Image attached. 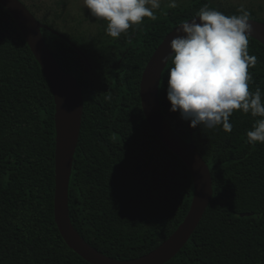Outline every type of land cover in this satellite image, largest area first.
Returning <instances> with one entry per match:
<instances>
[{
  "label": "trees",
  "instance_id": "16d2710c",
  "mask_svg": "<svg viewBox=\"0 0 264 264\" xmlns=\"http://www.w3.org/2000/svg\"><path fill=\"white\" fill-rule=\"evenodd\" d=\"M207 5L225 15L241 6L192 0L182 8L154 11L118 38L106 25L94 35L59 31L47 17L42 29L57 63L83 93V117L68 189L73 227L103 254L127 260L157 247L190 209L193 183L184 162L153 134L143 115L139 82L156 46L173 27ZM264 18L260 4L244 7ZM264 22V21H262ZM77 47L74 49L67 41ZM249 91L264 99V46L249 37ZM158 88L164 118L192 142L212 177L213 196L179 252L164 264H264V143L246 132L255 120L234 110L232 130L188 127L166 99L167 72ZM111 94V100L105 96ZM54 101L43 72L11 14L0 5V264H89L60 236L53 214ZM242 213L250 215L241 216Z\"/></svg>",
  "mask_w": 264,
  "mask_h": 264
},
{
  "label": "clouds",
  "instance_id": "9594fccd",
  "mask_svg": "<svg viewBox=\"0 0 264 264\" xmlns=\"http://www.w3.org/2000/svg\"><path fill=\"white\" fill-rule=\"evenodd\" d=\"M91 16L107 21L106 34L118 38L133 25L147 17L156 20L154 10L160 0H83ZM168 6L175 8L176 0ZM239 15H225L221 11L201 7L196 15L181 22L168 42L169 52L162 62L171 60L167 72L166 99L170 111L178 112L190 127L208 129L222 125L232 130L229 121L234 110H240L255 120L246 132L253 146L264 143V99L259 87L249 91L252 77L249 67L256 64V56L249 55V36L254 31L250 13L241 6ZM111 100V94L105 96Z\"/></svg>",
  "mask_w": 264,
  "mask_h": 264
},
{
  "label": "water",
  "instance_id": "95a60500",
  "mask_svg": "<svg viewBox=\"0 0 264 264\" xmlns=\"http://www.w3.org/2000/svg\"><path fill=\"white\" fill-rule=\"evenodd\" d=\"M0 5L15 20L53 96L55 108L53 214L63 241L68 248L89 264L166 263L189 240L213 196L212 177L207 163L192 142L185 141L172 130L159 104V81L169 61L163 63L161 58L168 54V42L177 35L175 29L181 23L166 33L147 60L139 82V98L143 115L153 134L180 158L189 170L193 183L191 206L182 222L153 250L137 258L119 260L103 254L88 244L73 227L69 216L68 189L83 117V93L76 78L57 63L41 30L47 29L57 36H64L40 22L20 0H0ZM250 23L254 31L249 37L264 46V22L250 19ZM67 41L74 49H77L69 40ZM188 127H190L189 123ZM244 215H250V213L241 214V216Z\"/></svg>",
  "mask_w": 264,
  "mask_h": 264
},
{
  "label": "rangeland",
  "instance_id": "374dc122",
  "mask_svg": "<svg viewBox=\"0 0 264 264\" xmlns=\"http://www.w3.org/2000/svg\"><path fill=\"white\" fill-rule=\"evenodd\" d=\"M27 7L30 5L36 12L37 17H47L54 22L55 27L63 32L68 33L74 30L85 35H94L101 29L103 23L107 21L101 18L91 16L90 11L84 6L83 0H20ZM192 0H176L175 8H182ZM224 4H232L243 7L251 5H262L264 0H213ZM169 0H160V7L154 11L163 13L170 9ZM264 16V15H263ZM264 21L263 17H258Z\"/></svg>",
  "mask_w": 264,
  "mask_h": 264
}]
</instances>
